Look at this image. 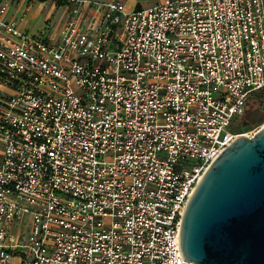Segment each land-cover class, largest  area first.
<instances>
[{
    "label": "built area",
    "instance_id": "obj_1",
    "mask_svg": "<svg viewBox=\"0 0 264 264\" xmlns=\"http://www.w3.org/2000/svg\"><path fill=\"white\" fill-rule=\"evenodd\" d=\"M260 93L264 0H0V264H194L185 208Z\"/></svg>",
    "mask_w": 264,
    "mask_h": 264
},
{
    "label": "water",
    "instance_id": "obj_2",
    "mask_svg": "<svg viewBox=\"0 0 264 264\" xmlns=\"http://www.w3.org/2000/svg\"><path fill=\"white\" fill-rule=\"evenodd\" d=\"M179 242L186 262L264 264V128L210 165L187 203Z\"/></svg>",
    "mask_w": 264,
    "mask_h": 264
},
{
    "label": "rangeland",
    "instance_id": "obj_3",
    "mask_svg": "<svg viewBox=\"0 0 264 264\" xmlns=\"http://www.w3.org/2000/svg\"><path fill=\"white\" fill-rule=\"evenodd\" d=\"M123 1H124L125 5L128 6V7L129 6H132L133 3H135L137 6H140L141 5L142 7H148V6L152 5V4H154L156 0H123ZM34 11H37V9H34L31 13H33ZM45 11H46V9H45ZM57 19H58V15L56 14L53 17V21L56 22ZM34 21H35L34 23H33V21L30 22V24L28 26V27L31 28L30 32H35L38 29V27L36 26L37 23H38V20H34ZM262 124H264V120H261V121H257L255 123H252L250 126H248L245 129H241V128H237L236 127V130L237 129H239L240 131H242V130H249V129H252V127H254L256 125H262Z\"/></svg>",
    "mask_w": 264,
    "mask_h": 264
},
{
    "label": "flooded vegetation",
    "instance_id": "obj_4",
    "mask_svg": "<svg viewBox=\"0 0 264 264\" xmlns=\"http://www.w3.org/2000/svg\"><path fill=\"white\" fill-rule=\"evenodd\" d=\"M262 113H264V107L259 105H249V108L247 109L240 124V128L245 129L252 123L257 122V120L261 118Z\"/></svg>",
    "mask_w": 264,
    "mask_h": 264
},
{
    "label": "crops",
    "instance_id": "obj_5",
    "mask_svg": "<svg viewBox=\"0 0 264 264\" xmlns=\"http://www.w3.org/2000/svg\"><path fill=\"white\" fill-rule=\"evenodd\" d=\"M99 1H110V0H99ZM119 1H121V2L125 5V3H124L123 0H119ZM125 7H126L128 10H132L133 8L137 7V5H136L135 3H133L132 6H129V7H128V6L125 5ZM140 7H142V6L140 5ZM35 9H37V11H34L33 13H31L30 16H29V19H28V20L25 22V24H24V26H25L26 28L31 29V28L28 27V26H29L30 22H32V21H33V23H34V22H35L34 20H38V23H37L36 26H38V25H39L41 22H43V20H44L45 13H40V11H39L38 8H35Z\"/></svg>",
    "mask_w": 264,
    "mask_h": 264
},
{
    "label": "trees",
    "instance_id": "obj_6",
    "mask_svg": "<svg viewBox=\"0 0 264 264\" xmlns=\"http://www.w3.org/2000/svg\"><path fill=\"white\" fill-rule=\"evenodd\" d=\"M250 105H259L264 107V93H260L259 95H253L249 99Z\"/></svg>",
    "mask_w": 264,
    "mask_h": 264
}]
</instances>
